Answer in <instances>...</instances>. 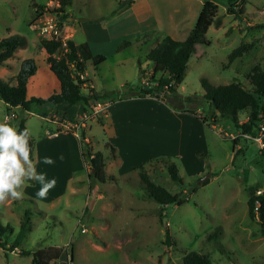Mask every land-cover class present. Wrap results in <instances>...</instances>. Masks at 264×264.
Segmentation results:
<instances>
[{
  "label": "rangeland",
  "instance_id": "1",
  "mask_svg": "<svg viewBox=\"0 0 264 264\" xmlns=\"http://www.w3.org/2000/svg\"><path fill=\"white\" fill-rule=\"evenodd\" d=\"M119 1L72 0L67 9L84 21L108 20L118 10ZM183 1L173 6L162 5L161 0L156 3L150 0L158 13H171L174 20L186 17L184 24L189 26L194 24L188 22L199 12L203 0ZM213 1L218 5L221 23L209 26L207 44L196 45L184 77L176 86V93L163 99L162 92L148 94L171 109H175L172 105L190 108L207 120L208 124L204 123L207 149L198 155L197 160L160 155L142 162L155 183L171 193L180 192L186 201L164 205L162 222L159 221L158 208L162 205L145 196L137 170L128 174L129 179L118 176L114 170V180L97 182L90 181L83 168L68 186L48 191L43 199L36 195L41 183L29 180L23 188V199H9L0 204V222L14 228L9 243L18 230L24 210L30 211L31 220L30 230L16 248L5 250L0 247V264H30L32 252L48 245L62 248L60 256L48 264H182L183 255L192 250L205 256L210 264H264V230L260 231L259 224L250 219L247 207L249 186L258 185L264 192V157L253 140L242 137L234 144L240 142L242 150L235 153L231 135L238 130L231 118L218 116L212 126L217 114L202 96L200 81L204 77L214 84L236 80L249 85L247 74L251 67L264 62V0H239L235 8L243 2L242 15L227 12L226 0ZM45 2L0 0V38L21 35L27 40L26 46L17 50L23 59L11 57L6 71L0 66V78L9 80L8 77L17 74L24 60L28 59L35 64V71L28 79L27 92L41 97L51 92L49 85L54 75L44 59L45 52L41 50L35 27L41 10L31 24L30 21L35 9H39L37 6ZM143 25H149V20L137 6L113 19L104 35L106 42L101 45L106 59L98 68H94L89 60L86 63L95 90L109 93L111 98L108 100L119 98L124 83L135 85L149 79L151 63L146 60V54L161 37L151 33L148 38L142 32ZM184 36V33H177L175 38ZM82 38V33L77 31L75 39ZM240 44L247 45V51L230 61L229 53ZM140 69L144 72L143 80ZM82 91L86 93L83 88ZM186 97H192V100L187 101ZM81 108L80 103L32 105L25 113V124L35 139L44 130L55 128L46 117L48 113L61 115L64 111L72 116ZM10 111L16 112L15 117L9 118L10 126L15 129L20 110L12 108ZM6 113V105L0 100V123L5 120ZM238 117L245 121L247 110H242ZM87 124L83 128L85 135L92 137V148L100 150L108 163L110 152L105 146L104 127L96 118L89 123L90 128ZM80 159L83 163L81 150ZM169 161L177 166L182 183L170 179L166 168ZM165 227L169 231L168 239L164 235ZM21 249L31 252L24 255L19 252Z\"/></svg>",
  "mask_w": 264,
  "mask_h": 264
},
{
  "label": "trees",
  "instance_id": "2",
  "mask_svg": "<svg viewBox=\"0 0 264 264\" xmlns=\"http://www.w3.org/2000/svg\"><path fill=\"white\" fill-rule=\"evenodd\" d=\"M238 1L226 0V11L242 15L244 13V4L242 2L238 8H235ZM59 4L57 12L60 32L50 39H39V45L46 53L45 61L48 68L59 80V89L53 91L46 97L28 96L27 80L35 71V64L28 59L24 60L19 72L11 80H2L0 78V99L7 104V112L15 107L20 110V113L16 117L15 129L17 132L28 131L25 124V113L30 110L32 105L44 106L51 104L56 106L61 103H80L82 109L85 110L92 100L111 98V95L105 91L97 92L93 96L82 91V81L78 77V72L85 70L88 60L91 61L94 68H98L105 60L106 55L101 52H93L87 41L75 43L70 38H66L67 51L62 52L61 38L64 35V26L66 24V17L68 16L66 9L71 5V0H59ZM42 6H37L39 9H35L34 17L31 19L30 24L40 13ZM217 9L218 5L215 1L203 0L195 23L184 38L178 39L166 35L149 49L146 54V60L151 63L148 81L135 85L124 83L121 91L118 93V97L143 98L155 91L157 93L162 92L164 96L162 95L161 98L163 99L167 95L170 96L176 93V86L184 77L188 59L191 53L196 50V45L198 43L207 44L206 31L209 26L211 24L218 26L221 23ZM26 44V38L21 35H9L0 38V66L5 64V61L14 54L17 48L24 47ZM121 46L122 44L119 45V47ZM247 48L248 46L244 44L236 46L229 53L228 59L231 61L236 57L242 56L247 51ZM143 74V70L140 69L141 78L144 76ZM247 77L248 86L236 80L222 84H214L207 78L202 77L200 79L203 90L202 96L213 106L217 114V116L213 117V121H216L218 116L229 117L234 122L237 130L255 134L260 119L259 114L260 112H264V62L263 64H254L247 74ZM152 83L156 84L150 86ZM186 99L187 101H191L192 97H186ZM172 107L183 113L196 115L203 123L208 124L206 118L197 114L193 109L177 108L174 105ZM242 110H247V118L245 121H240L238 117ZM100 117L98 116L96 119L103 125ZM239 137L241 138V136L237 138ZM237 138L232 139L233 147ZM79 143L81 157L84 166L87 168V176L90 181L106 182L107 180H114V175L106 172L103 153L100 150H94L92 148L90 141L85 139L83 128L79 131ZM29 146L31 148L30 159L33 160L34 139L32 136L29 138ZM105 146L109 149L110 155L115 156L116 147L108 141L105 142ZM151 160L152 158H149L146 162ZM166 168L170 179L182 183V178L178 174L177 166L173 161H169ZM132 169L137 170L145 196L162 205L158 208L159 221L162 222L164 205L169 203L182 204L186 201L187 198L180 192L171 193L162 185L155 183L149 176L143 163L133 165ZM258 188V185H252L247 188L248 216L250 219L255 220L259 224V230L263 231L264 192L256 194L255 192ZM194 190L195 188L192 189V191ZM96 192H99V190ZM30 227V211L24 210L19 221L18 230L9 243V236L14 233V228L8 223L2 224L0 222V247L5 250H13L20 244L26 232L30 230ZM164 235L168 239L169 231L167 227L164 228ZM19 252L26 255L31 251L21 249ZM61 252L62 248L60 246L48 245L37 248L32 252L30 264H48L52 259L58 258ZM70 258L72 260L71 248ZM182 264H210V262L205 256L192 250L183 255Z\"/></svg>",
  "mask_w": 264,
  "mask_h": 264
},
{
  "label": "crops",
  "instance_id": "3",
  "mask_svg": "<svg viewBox=\"0 0 264 264\" xmlns=\"http://www.w3.org/2000/svg\"><path fill=\"white\" fill-rule=\"evenodd\" d=\"M156 2H158V0H155V3ZM178 2L183 3L184 1L161 0L162 5L175 6L179 4ZM202 2L203 1H200V5H202ZM154 5V2H150V0H120L118 10L115 14H113L110 19L101 21L81 20L80 16L66 9L68 16L66 17L64 34L75 43L87 41L93 52L104 53L101 45L106 42L104 35L105 32L109 30V23L113 19L121 16V14L134 10L136 6L139 8V11L146 14L149 20V25H143L142 28V32L145 33L148 38L151 33H157L161 38L166 35L175 38L177 33H184L186 36L194 25L185 26L184 23L187 21L186 17H184V19L179 18L174 20L171 13H158ZM197 14H195L188 23H195ZM77 31L82 33V40L75 39ZM18 49L19 48L16 49L11 57L18 56L23 59V56L20 54L21 52H17ZM41 50L45 52L43 48H41ZM10 58L5 61L4 65H1V70L6 71V66L10 65ZM85 71L88 74L86 68ZM14 75L8 77V79L11 80V77ZM31 76H33V74ZM89 79L91 80L90 77ZM92 86L96 89L93 83ZM49 87H52L49 94L59 89V80L55 75ZM27 95L30 96L28 92ZM110 101L112 103L107 113L103 115V117H100L103 125L98 122L104 127L107 135L106 141L112 143L116 147L115 156L109 154L108 157L110 161L108 163L105 161L106 172L108 164L111 169V171L107 173L113 174L114 170H116L118 176L127 177L129 179L128 174L133 171L132 166L142 163L149 158L154 159L160 155H173L180 157L182 160H197L198 153L204 154V151H206L207 139L205 138V125L196 115L171 109L157 100L156 97L150 95L143 98H112ZM5 105L7 107L6 103ZM56 108L57 107H55V109ZM82 111V108L81 110H76L72 116H69L64 111L61 113H63L62 115H64V117L69 119ZM49 114L50 113H48V115ZM46 117L48 119V116ZM49 121L55 124V128L46 129L40 133L39 137L33 138V162L35 164L36 173L44 175L45 183L55 180V186L49 190L52 192L62 190L64 187L68 186L70 182H73L74 175L82 171L83 168L86 176L87 171L86 166L81 163L80 145L78 144L79 136L75 129L63 121ZM91 121H93V119L89 120V123ZM5 122L9 123V120H4L2 123ZM89 123L87 124L88 128L91 127ZM213 125H215V121L212 122V126ZM85 133L84 131V134ZM91 138L92 137L87 134L85 135L87 141H90ZM234 147L236 149L235 151L242 150L240 142ZM45 158L51 159L52 163H45ZM35 181L37 183V180ZM97 195L101 194L97 193Z\"/></svg>",
  "mask_w": 264,
  "mask_h": 264
},
{
  "label": "clouds",
  "instance_id": "4",
  "mask_svg": "<svg viewBox=\"0 0 264 264\" xmlns=\"http://www.w3.org/2000/svg\"><path fill=\"white\" fill-rule=\"evenodd\" d=\"M30 133L27 130L17 132L8 123H0V204L9 199L24 198L23 188L27 181L37 180L42 187L36 195L43 199L55 186V180L45 183L44 175L35 172V164L30 159ZM45 163H52L45 158Z\"/></svg>",
  "mask_w": 264,
  "mask_h": 264
},
{
  "label": "built area",
  "instance_id": "5",
  "mask_svg": "<svg viewBox=\"0 0 264 264\" xmlns=\"http://www.w3.org/2000/svg\"><path fill=\"white\" fill-rule=\"evenodd\" d=\"M59 0H46L44 5L41 9L42 18L38 16L35 27L37 30L38 35L40 38L43 39H50L54 35H57L60 32L59 28V22H58V7H59ZM66 36L65 34L62 36V47L63 51H67V44H66ZM78 77L81 79V87L86 90L87 94L95 95L97 91L93 88L92 82L88 77V74L85 70L78 72ZM111 105V101L104 98H99L92 100L89 105L86 107L85 110H83L80 113H77L72 118H66L62 114L58 115L56 113L52 115H48L49 120H53L56 122H66L69 124L72 128L75 129L79 136L80 129L84 128L86 126V122L97 118L98 116L105 115ZM16 114L14 111H9L5 115V120L8 121L10 117H15ZM259 121H258V127L255 134H251L248 132H241L238 130L237 132L233 133L231 135L232 139L237 138L238 136H241L243 139H251L253 140L259 149V152L264 157V112H260L259 114ZM263 191L258 188L256 190V194H261ZM82 230H85L83 228Z\"/></svg>",
  "mask_w": 264,
  "mask_h": 264
}]
</instances>
